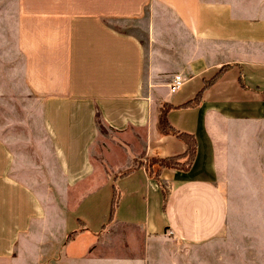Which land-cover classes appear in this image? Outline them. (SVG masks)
I'll return each mask as SVG.
<instances>
[{
    "label": "crops",
    "instance_id": "0c3cea01",
    "mask_svg": "<svg viewBox=\"0 0 264 264\" xmlns=\"http://www.w3.org/2000/svg\"><path fill=\"white\" fill-rule=\"evenodd\" d=\"M136 1L0 0V108L8 109L4 98L20 99L37 154L17 158L0 134V264H16L18 254L24 259L31 244L58 230L54 241L78 230L65 254L80 264H102L98 247L123 239L122 232L129 234V264H149L163 256L151 254L160 240L185 250L225 228L226 192L240 186L234 171L239 161L248 170L258 153L247 145L250 125L239 114L264 104V0H149L146 42L107 22L141 12ZM225 65L232 66L198 106L168 113L177 129L196 136L198 151L187 170L163 168L165 201L139 165L187 149L177 135L160 132L161 103L195 98ZM176 74L186 82L173 93ZM21 168L33 171L37 185L17 175ZM115 187L121 196L109 224Z\"/></svg>",
    "mask_w": 264,
    "mask_h": 264
},
{
    "label": "rangeland",
    "instance_id": "374dc122",
    "mask_svg": "<svg viewBox=\"0 0 264 264\" xmlns=\"http://www.w3.org/2000/svg\"><path fill=\"white\" fill-rule=\"evenodd\" d=\"M135 4L138 7L142 6L141 12L130 18L107 19V22L120 30L135 32L142 42H146L149 25V0H138ZM14 60L15 57L13 56V59L9 58L8 63L12 61L14 64ZM0 69H3L1 63ZM1 76L2 74H0V78ZM7 88L10 87L7 86ZM3 100L8 109L3 112L0 108V120L5 128H0L2 138L9 142L10 148L15 152L17 158L23 155L37 156L36 146L32 144L34 131L30 120L31 113L23 111L22 104L19 102L20 99L4 98ZM239 117L250 125L248 126V147L254 148L258 153L254 152V156L249 158L248 170L245 161H239V170L234 171V173H238L236 182L240 186L235 187L232 184L228 187L231 192H226L230 203V215L225 228L219 237L188 246L185 250H183L185 246L182 243L169 237L160 240L151 254L161 252L163 256L151 258L149 264H264V104L254 107L245 114L241 112ZM8 124L10 125L6 128ZM255 124L263 125V127L255 130ZM261 133L263 134L262 140H260ZM257 134L258 144H256ZM250 151L251 149H249ZM26 164L28 167V163L23 162L24 166ZM15 172L29 183L37 185V178L33 176L32 170L21 168L15 169ZM35 174H37L36 171ZM39 174L40 181L44 182V184L41 182L40 190L48 191L47 175L42 169H40ZM42 185L44 186L42 187ZM50 188L53 190L50 191V196L59 200L58 191ZM62 220L60 217L57 224L61 223V225L58 227L65 228L66 223ZM59 232L60 230H58L55 238L52 237L53 233L51 236L49 233H45L39 245L30 243L29 249L24 252V259L18 254L16 264H21L22 260L24 264H80L79 261H73L65 254L67 244L71 241H67L66 238L62 241H54L61 238ZM122 233L126 239L129 237L128 233ZM115 237L116 234L114 239ZM124 237L123 239L117 238L113 244L98 247L102 252V264H129L128 259L124 258L126 254H129L127 251L128 243L124 241ZM137 245L139 246V244ZM93 251L95 250L93 249ZM143 252L142 249L141 254ZM87 261L89 260L87 259ZM135 263L137 262H132V264ZM88 264L93 263L88 262ZM140 264H147V261Z\"/></svg>",
    "mask_w": 264,
    "mask_h": 264
},
{
    "label": "trees",
    "instance_id": "16d2710c",
    "mask_svg": "<svg viewBox=\"0 0 264 264\" xmlns=\"http://www.w3.org/2000/svg\"><path fill=\"white\" fill-rule=\"evenodd\" d=\"M232 65H225L223 66L216 75L210 79L205 81V85L203 89H201L195 98L190 99L189 101L180 104V105H173L168 102L161 103L159 108V123L158 127L161 133L163 134H174L181 138L187 144V149L180 154L168 155V156H149L146 159L139 160V165L144 166L148 173L157 180L159 185L162 188L163 195L165 201L168 195V188L162 178V170L164 167H174L182 170H187L191 168L193 165L197 151H198V141L196 136L193 133H189L186 131H181L177 129L169 120L168 113L173 108H186V107H195L198 106L202 101V95L205 88L212 85L217 78L228 68ZM241 84L244 87H249L248 84L245 82L243 75L240 76ZM130 170V169H129ZM121 196L120 188L115 187L114 195L111 204V213L109 218V223L113 221L114 214L116 207L118 205L119 199ZM78 230L72 231L68 234L67 241H70L75 238Z\"/></svg>",
    "mask_w": 264,
    "mask_h": 264
},
{
    "label": "built area",
    "instance_id": "2783aa9c",
    "mask_svg": "<svg viewBox=\"0 0 264 264\" xmlns=\"http://www.w3.org/2000/svg\"><path fill=\"white\" fill-rule=\"evenodd\" d=\"M185 82L186 79L182 74H176L169 83L170 91L173 93L178 91Z\"/></svg>",
    "mask_w": 264,
    "mask_h": 264
}]
</instances>
